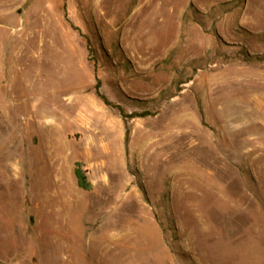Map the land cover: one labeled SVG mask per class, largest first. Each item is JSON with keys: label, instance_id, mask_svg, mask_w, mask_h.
I'll return each instance as SVG.
<instances>
[{"label": "rangeland", "instance_id": "obj_1", "mask_svg": "<svg viewBox=\"0 0 264 264\" xmlns=\"http://www.w3.org/2000/svg\"><path fill=\"white\" fill-rule=\"evenodd\" d=\"M0 264H264V0H0Z\"/></svg>", "mask_w": 264, "mask_h": 264}, {"label": "bare ground", "instance_id": "obj_2", "mask_svg": "<svg viewBox=\"0 0 264 264\" xmlns=\"http://www.w3.org/2000/svg\"><path fill=\"white\" fill-rule=\"evenodd\" d=\"M169 1H171V0H169ZM162 6L163 5H161V9H162ZM163 24L164 25H162V27L159 28V32L161 33L162 39H163L161 42L165 43V42H168L171 39V37H172L171 34L173 32L172 30L174 29V27H173V23H172L171 20H167V22L166 23L163 22ZM52 128H54V127H52Z\"/></svg>", "mask_w": 264, "mask_h": 264}, {"label": "trees", "instance_id": "obj_3", "mask_svg": "<svg viewBox=\"0 0 264 264\" xmlns=\"http://www.w3.org/2000/svg\"><path fill=\"white\" fill-rule=\"evenodd\" d=\"M101 98L108 106L111 105V104H109V102H107V100L105 98H103V97H101ZM75 173L77 175L79 186H81L82 188H85L86 187L85 186L86 185V179L83 176L82 172L78 170Z\"/></svg>", "mask_w": 264, "mask_h": 264}]
</instances>
